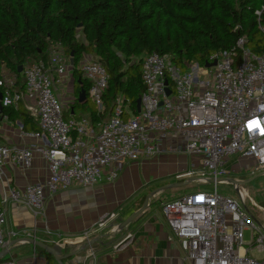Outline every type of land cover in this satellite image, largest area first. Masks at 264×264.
<instances>
[{
	"label": "built area",
	"instance_id": "obj_1",
	"mask_svg": "<svg viewBox=\"0 0 264 264\" xmlns=\"http://www.w3.org/2000/svg\"><path fill=\"white\" fill-rule=\"evenodd\" d=\"M255 13L260 15L261 11ZM246 41L243 36L231 50L211 55L206 62H216L211 67L194 61L178 64L167 54H145L140 59L144 85L140 111L137 106L130 108L124 96H119L110 116L96 125L89 117L66 120L63 108L65 100L68 110L78 100L65 79L76 68L90 84L87 99L98 114L105 112L103 96L110 75L100 61L86 58L73 65L71 56L63 62L65 58L52 49L50 64L39 61L23 68V88L17 86L16 76L3 74L2 105L23 103L39 128L27 131L19 123L21 136L31 140L30 145L0 143V182L7 163L28 168L36 155L46 162L48 177L3 194L0 251L7 246L3 227L5 205L10 199L28 206L36 222L44 216L49 195L100 181L114 182L124 161L143 162L162 154H181L191 156L193 167L176 174L179 182L214 184L212 191L197 188L160 202L186 259L190 264H264V207L259 206L263 216L256 220L244 205L247 194L242 179L233 177L236 182L232 183L227 177L233 173L229 165L233 158L234 164L246 160L240 170L264 174V54L252 53ZM55 85L65 86L62 97L54 92ZM220 182L232 183L241 202L219 194ZM115 217L113 214L111 219ZM106 222L102 220L79 243L101 232ZM36 227L34 224L32 229L10 234L22 242L34 238L61 249L69 243L61 233L49 229L40 237ZM246 231L250 232L248 241ZM120 246L118 242L115 249ZM253 250L261 256L250 254ZM95 259V252L87 251L85 264H97ZM0 264L28 263L10 260Z\"/></svg>",
	"mask_w": 264,
	"mask_h": 264
},
{
	"label": "trees",
	"instance_id": "obj_2",
	"mask_svg": "<svg viewBox=\"0 0 264 264\" xmlns=\"http://www.w3.org/2000/svg\"><path fill=\"white\" fill-rule=\"evenodd\" d=\"M243 36L252 53L264 54V0H0V78L6 68L23 88L19 68L39 61L50 64L53 46H60L65 55L74 52L75 65L89 55L110 75L105 112L98 114L88 99L76 100L68 118L80 119V109L90 113L96 125L110 116L119 96L136 107L144 91L140 59L145 54L204 65ZM74 76L75 95L82 88L88 91L89 82L76 68ZM2 115L27 131L39 128L21 102L3 106Z\"/></svg>",
	"mask_w": 264,
	"mask_h": 264
},
{
	"label": "crops",
	"instance_id": "obj_3",
	"mask_svg": "<svg viewBox=\"0 0 264 264\" xmlns=\"http://www.w3.org/2000/svg\"><path fill=\"white\" fill-rule=\"evenodd\" d=\"M86 58L91 57L89 55L82 57ZM52 71L56 72L54 67ZM68 77H71L69 82ZM65 79L71 88H76L74 71L72 73L69 71ZM56 90L60 97L64 95L61 87L57 86ZM78 115L80 118L89 117L90 113L83 111ZM0 124L1 144L7 146L31 144V140L21 136L18 121L13 122L2 115ZM186 157L188 156L181 154H162L143 162L124 161L120 166L119 177L114 182L100 181L93 186L71 188L49 195L44 216L42 219L38 218L36 222L28 206L10 199L5 205L4 233L7 241L5 248L10 247L5 257L28 264H85L86 253L92 250L95 252L97 264H190L160 207V197L166 189L157 192L150 200L146 211L125 229L116 233L93 234L90 240L98 237L100 239L87 249L83 248L85 243L79 244L86 233L96 229L103 215L118 209L120 223L139 210L149 193L161 188L160 184H168L172 177L188 169ZM173 161L179 162V165ZM47 177L46 162L39 155L35 156L28 168L7 163L4 166V178L0 182V201L3 194H7L10 189L23 188L29 182L42 181ZM34 224L40 237L49 229L61 233L69 240L61 249L60 256H63L61 261L42 248L22 242L10 234L32 229ZM16 240L19 241L16 243ZM72 240L77 242H71ZM118 242H121V246L115 249Z\"/></svg>",
	"mask_w": 264,
	"mask_h": 264
},
{
	"label": "rangeland",
	"instance_id": "obj_4",
	"mask_svg": "<svg viewBox=\"0 0 264 264\" xmlns=\"http://www.w3.org/2000/svg\"><path fill=\"white\" fill-rule=\"evenodd\" d=\"M53 50L55 51V53H57V55L61 56L62 58H65V60L63 62H67L68 59H70V55L68 54H64L63 52V49H61L60 46H53ZM4 74L6 75H11V76H14V74L4 68ZM68 76H70L68 74ZM71 79V77L67 78V81L69 82ZM58 85H55L53 86V90L54 92L57 94V88ZM59 87H62V92L64 93L66 91V88L64 85H59ZM88 106H91V101H89L87 103ZM68 101H64V108H63V116L64 118L67 120L68 119ZM83 111L82 110H78L77 113H82ZM77 114V115H78ZM79 116V115H78ZM187 159V166L188 168L190 167H193V162H192V158L191 156L189 157H186ZM179 161V159H178ZM173 162H177V161H173ZM235 159H231L230 162H229V165L232 164V168H233V173L232 175H229L227 177L229 178H233V177H237V178H240L243 180H248V179H251V178H254L253 180H251L249 183H241V186L242 188L244 189V191L246 192L247 194V199L246 201L244 202V205L246 206V208L249 210V212L254 216V218L256 220H261L262 219V216H263V211L259 208V206L261 207H264V174L262 173H258V174H251L250 171H246V170H240L239 167L246 163V160L245 159H240V163H237V164H234ZM177 164L179 165V162H177ZM168 184L164 183V184H160V186H164V185H170V184H173V183H180L179 181L176 180L175 177H172V180L167 182ZM161 186V187H162ZM197 188H202V189H205V190H209V191H212L214 190V184H209V185H206V186H199L198 183L196 181H191L190 184L188 185H182V186H178V187H173V188H168L165 190V193L160 197V202L166 200V198H172V197H175V196H178L182 193H186V192H189V191H192L194 189H197ZM217 191L219 194L221 195H224V196H230L232 198H234L235 200L241 202V199H240V196H239V193L238 191L235 189V186L232 184V183H218L217 185ZM120 211L115 210V211H111L105 215H103L97 226L95 228H98L99 227V224L102 220H106V224H105V227L103 228V230L101 231L102 232H107V233H116L118 230L117 228V225L119 223V213ZM115 214V219H111L112 215ZM114 228V229H113ZM4 229V227H3ZM113 229V230H112ZM5 234V233H4ZM250 232L249 231H246L245 233V241H248L250 240ZM82 243H86L85 242H82ZM80 244V243H79ZM250 254H252L253 256L255 257H259L261 256V254H259L256 250H253ZM10 259L6 256H4L2 258V262H6V261H9Z\"/></svg>",
	"mask_w": 264,
	"mask_h": 264
},
{
	"label": "water",
	"instance_id": "obj_5",
	"mask_svg": "<svg viewBox=\"0 0 264 264\" xmlns=\"http://www.w3.org/2000/svg\"><path fill=\"white\" fill-rule=\"evenodd\" d=\"M71 63L74 65L75 64V58H74V52L71 53ZM216 62H212V63H206L205 65L207 67H211L213 65H215ZM23 67H20L19 70L20 72L22 71ZM81 81V80H79ZM168 94H170V90H167ZM2 93L0 92V115H2L3 112V105H2ZM78 101L80 103L82 102H86L87 101V91L82 88L79 92L78 95ZM136 106H137V110L140 111V106H141V98H138L137 102H136ZM254 178L248 179V180H243L240 183H249L251 180H253ZM228 180L232 183L236 182L234 179L232 178H228ZM185 185V182H180V183H175V184H171V185H167V186H163L161 188H158L157 190H154L153 192L149 193L144 202L143 205L139 208V210L135 211L134 213H132L128 218L122 220L119 224H118V228L120 230L125 229L130 223H132L133 221H135L140 215H142L146 209L149 207L150 205V200L156 195L157 192L161 191V190H165L167 188L170 187H178V186H182ZM22 239H26V238H22ZM100 238H95L92 239L88 242H86L84 244V249H87L90 245L94 244L95 242H97ZM20 240V239H19ZM16 240V243L19 241ZM27 243H30L33 246L42 248L43 250H45L47 253L51 254L52 256H54L57 260L61 261V259L63 258V256H60L61 253V248L57 245H51V244H47L43 241L34 239V238H27ZM10 250V247L5 248L4 250H2L0 252V259H2Z\"/></svg>",
	"mask_w": 264,
	"mask_h": 264
},
{
	"label": "snow or ice",
	"instance_id": "obj_6",
	"mask_svg": "<svg viewBox=\"0 0 264 264\" xmlns=\"http://www.w3.org/2000/svg\"><path fill=\"white\" fill-rule=\"evenodd\" d=\"M256 126L259 127V122H256ZM250 130H251V125H250ZM261 134H264V129H261Z\"/></svg>",
	"mask_w": 264,
	"mask_h": 264
}]
</instances>
